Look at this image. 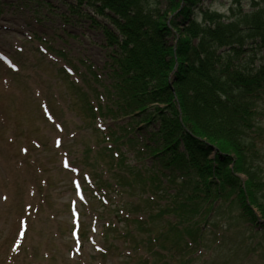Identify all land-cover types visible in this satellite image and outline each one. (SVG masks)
Here are the masks:
<instances>
[{
	"label": "rangeland",
	"instance_id": "1",
	"mask_svg": "<svg viewBox=\"0 0 264 264\" xmlns=\"http://www.w3.org/2000/svg\"><path fill=\"white\" fill-rule=\"evenodd\" d=\"M76 2L0 0V264H264V219L246 193L261 223L258 228L243 217L232 195L203 209L204 217L195 222L192 217L202 207L200 195L206 199L207 187L200 185L198 195L182 188L180 180L153 172L156 183L145 191L148 170L141 164L129 170L137 161L128 147L110 148L109 129L117 136L124 133L101 97L106 98L111 83V50L101 25L114 30L89 5L77 8ZM233 6L234 0H206L204 7L227 16ZM241 6L250 11L251 0H241ZM254 48L256 68L261 59L264 63V45ZM257 109L255 129L263 133L264 102ZM253 136L247 131L241 141L250 144ZM203 138L220 146V155L213 147L209 160L236 156L228 140L229 147ZM260 148L257 154L263 157L252 166L255 162L264 171V145ZM91 160L98 161V179L113 189L107 190L109 205L98 198L104 195L98 194L101 183L97 180L95 187L89 178L96 180ZM252 166L256 182L254 174L260 169ZM228 168L234 171L235 165ZM129 175L137 182L142 178V187L116 195V177ZM235 176L242 186L247 182L244 173ZM213 182L219 184L216 178ZM74 183L83 188V197L74 192ZM254 193L264 203L258 187ZM160 200L170 207L178 203L180 217L159 216ZM72 203L78 206L73 215ZM126 203L139 213L132 219L153 217L149 230L126 239L128 243L115 239L118 225L134 230L133 221L117 219L119 206ZM186 230L198 232L201 245L192 241L190 247ZM141 242L143 250L135 252L133 247Z\"/></svg>",
	"mask_w": 264,
	"mask_h": 264
},
{
	"label": "trees",
	"instance_id": "2",
	"mask_svg": "<svg viewBox=\"0 0 264 264\" xmlns=\"http://www.w3.org/2000/svg\"><path fill=\"white\" fill-rule=\"evenodd\" d=\"M76 1L78 6L74 7L89 5L113 27L110 29L114 31H110L101 25L111 50L108 74L111 83L106 98L104 94L102 97L108 102L109 116L116 123L122 122L116 125L124 135L117 136L110 128L106 138L112 140L111 148L128 147L134 154L137 164L131 166L130 171L140 164L148 170L145 191L156 183L154 173L180 180L182 188L198 195V187L203 185L209 191L205 200L200 195L202 207L195 211L193 221L204 217L203 209L213 208V203H221L232 195L234 202L242 206L243 217L257 226L258 217L250 205L259 209L264 219V203L254 193L258 187L263 193L260 199H264V171L255 165L263 157L257 150L264 145V132L255 129L254 122L258 104L264 102V63L261 59L255 68L258 54L254 46L264 45V0H251L250 11L242 8L241 0H234L227 16L206 9V0ZM260 37L261 42L257 41ZM92 118H95L93 113ZM247 131L254 136L253 141L245 145L241 137ZM203 137L212 144L224 141L229 147L225 142L228 140L236 156L209 160L213 147L220 155V146L203 142L200 140H204ZM121 157L124 162L125 156ZM98 158L104 160L105 156ZM148 160L150 166L145 165ZM91 161L94 165L89 167L96 171L93 182L101 183L99 194H104L106 199L107 190L113 189L109 183L98 179V161ZM230 164L235 165L232 172L228 168ZM251 166L260 169L254 174L256 182L252 181ZM240 172L248 176L243 186L235 176ZM215 178L219 184L213 182ZM141 181L142 178L137 182L130 175L129 178L117 176L114 193L128 195L142 185ZM161 201L164 200L156 202L159 216L170 213L177 219L180 217L178 203L170 207L161 205ZM133 213L139 215L132 204L119 206L117 219L125 223L133 221L134 230L118 225L116 240L128 243L126 239L142 237L145 229L149 230L153 217L132 219ZM116 224L111 229H115ZM186 231L190 247L192 241L201 242L198 232ZM143 248L141 242L133 250L138 252Z\"/></svg>",
	"mask_w": 264,
	"mask_h": 264
}]
</instances>
